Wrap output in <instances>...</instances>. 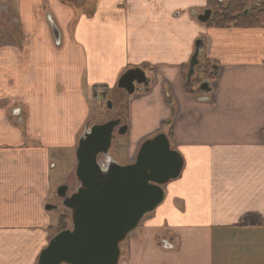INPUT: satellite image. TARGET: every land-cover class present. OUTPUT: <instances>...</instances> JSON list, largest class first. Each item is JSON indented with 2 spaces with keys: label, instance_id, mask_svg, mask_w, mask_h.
<instances>
[{
  "label": "crops",
  "instance_id": "crops-1",
  "mask_svg": "<svg viewBox=\"0 0 264 264\" xmlns=\"http://www.w3.org/2000/svg\"><path fill=\"white\" fill-rule=\"evenodd\" d=\"M0 2L17 21H0V264H36L58 221L44 208L78 185V141L103 96L93 88L110 94L142 66L149 89L127 100L142 131L124 165L160 132L182 169L120 244L118 264H264V29L198 23L207 0ZM199 39L216 75L210 91L187 94Z\"/></svg>",
  "mask_w": 264,
  "mask_h": 264
},
{
  "label": "water",
  "instance_id": "water-1",
  "mask_svg": "<svg viewBox=\"0 0 264 264\" xmlns=\"http://www.w3.org/2000/svg\"><path fill=\"white\" fill-rule=\"evenodd\" d=\"M210 17L211 12L206 10L197 21L205 24ZM54 30L53 37L58 41L59 33L56 36ZM202 50L203 41L197 40L189 60L187 83ZM135 85L148 90V80L138 68L127 70L117 82V88L127 96L141 92ZM206 87L203 84L199 90L208 92ZM107 108H111L110 103ZM117 125V121H110L94 126L79 139L75 176L80 185L68 198L66 188L57 191L64 198L62 206L71 213V228L48 242L36 264H117L119 245L146 214L163 202V187L180 175L182 159L171 150L164 134L144 141L134 163L118 165L109 155L113 128ZM118 133L124 135L126 127ZM45 209L51 211L55 207L47 205Z\"/></svg>",
  "mask_w": 264,
  "mask_h": 264
},
{
  "label": "rangeland",
  "instance_id": "rangeland-1",
  "mask_svg": "<svg viewBox=\"0 0 264 264\" xmlns=\"http://www.w3.org/2000/svg\"><path fill=\"white\" fill-rule=\"evenodd\" d=\"M0 12H2L0 14L1 23L5 22V25L8 24L10 29H11V27H15L17 21L13 22L12 20L14 18L11 17L10 14L6 13V12H9V9L4 6L3 2H0ZM7 16H10V17H7ZM202 68H203V59H202V57H200V63L195 69V76L193 78L194 80L199 77V74L201 73ZM146 77L147 78L150 77L149 73H146ZM107 94H108L107 99H105L104 96H101L99 101L92 102L90 104V106H91L90 107V110H91V112H90L91 122L90 123L95 125V124H100V123L106 122L108 120H115L118 122V128L116 127L112 133V140H111L112 154L116 158V160H117L116 162H118L121 165H124L126 163V158H127L128 144L130 145V142L142 130L137 128V121H138L137 117H133V120H131V121H129V119H128V112H127V104L128 103H127V100L129 99V97H127L125 92L117 89V87H116L110 92V94H109V91H107ZM107 103L111 104L110 109L107 108V105H106ZM132 121H133V124L136 126L132 127L133 129L131 132H129V136L127 134L120 135L118 133V131L123 127L127 128V126H130L131 125L130 123ZM144 122H145V124L151 123V121H144ZM128 153H129V148H128ZM113 160H114V158H113ZM68 167H69V164L67 163L66 168L68 169ZM56 179H57L56 174L51 175V180H56ZM78 184H79V182H78ZM75 185L76 184H74V182L72 184H68V186H67L68 190L66 192V195H69L71 192H73ZM57 190H58V188H57ZM57 190H56V194H57ZM59 199L60 198L56 195H53V197L51 198V200H52L51 204H53L51 206L55 207V209L52 210V212L54 211V214L51 213L50 211L49 212L51 213V216L54 215L55 217L51 218L50 221L52 223L53 219L54 220L58 219V221H59L60 218L65 217L66 218V226L70 227L71 226V213L69 210H67L62 205L59 204ZM28 212H29L30 216H33V211L31 209L28 210ZM49 234H50V238H51L52 235L50 232H49ZM54 235H56V234H54Z\"/></svg>",
  "mask_w": 264,
  "mask_h": 264
},
{
  "label": "trees",
  "instance_id": "trees-1",
  "mask_svg": "<svg viewBox=\"0 0 264 264\" xmlns=\"http://www.w3.org/2000/svg\"><path fill=\"white\" fill-rule=\"evenodd\" d=\"M206 10L211 12L210 20L205 24L208 28H232V29H264V0H207ZM207 71L203 73V79H214L212 76V66L210 62L205 63ZM142 69H148V66H142ZM186 69L183 70V72ZM197 82V81H196ZM102 91L104 98L107 97L108 89L103 86L93 88V96ZM184 91L187 94L200 93L196 88L193 91V83L184 82ZM163 122L162 126L169 125ZM170 126L168 134L172 136L173 129ZM66 218L62 217L57 222L55 234L66 230Z\"/></svg>",
  "mask_w": 264,
  "mask_h": 264
},
{
  "label": "flooded vegetation",
  "instance_id": "flooded-vegetation-1",
  "mask_svg": "<svg viewBox=\"0 0 264 264\" xmlns=\"http://www.w3.org/2000/svg\"><path fill=\"white\" fill-rule=\"evenodd\" d=\"M13 22H16V20H12ZM136 88H140V87H136ZM17 112H18V110H16ZM17 112H15V113H17ZM94 125H92V126H89V127H86L85 128V132H87L89 129H91L92 127H93ZM117 128H118V125L116 126ZM116 127H114L113 128V131H114V129L116 128ZM119 132V131H118ZM104 169H105V166L103 167ZM62 187H64V188H66V192H67V186L66 185H63V186H60L59 188H62ZM77 187H78V185L77 186H75V188H74V190H73V192H71L69 195H66V192H65V197L66 198H68V197H70L75 191H76V189H77ZM58 188V189H59ZM58 191V190H57ZM57 195V194H56ZM58 196V195H57ZM59 197V196H58ZM60 199H59V204L60 205H62V202H63V200H64V198H62V197H59Z\"/></svg>",
  "mask_w": 264,
  "mask_h": 264
}]
</instances>
